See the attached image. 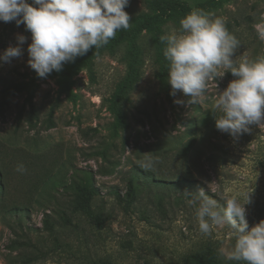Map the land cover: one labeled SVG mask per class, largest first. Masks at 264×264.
I'll list each match as a JSON object with an SVG mask.
<instances>
[{
	"label": "rangeland",
	"instance_id": "374dc122",
	"mask_svg": "<svg viewBox=\"0 0 264 264\" xmlns=\"http://www.w3.org/2000/svg\"><path fill=\"white\" fill-rule=\"evenodd\" d=\"M165 1L223 17L239 41L237 63L264 56L256 28L264 23V0ZM124 10L128 30L157 15L145 0H129ZM186 15L172 13L158 33L144 30L135 39L140 63L124 101L127 130L117 125L110 101L129 75L132 42L97 58L93 79L84 65L66 74V64L39 78L28 64L30 31L14 21L0 22V54L17 46L18 35L27 38L21 56L0 61V103L8 85L20 87L0 115V264H22L15 259L20 255L37 257L33 264H187L186 258L208 243L235 261L228 259L234 230L224 225L201 233L199 203L185 192L203 188L221 205L233 195L244 204L249 195V229L264 220V124L250 125L238 138L217 129L222 114L214 108L217 95L235 79L223 68L194 103L179 91L173 95L169 82L167 93L158 78L169 71L160 37L178 31ZM30 96L38 115L34 129L17 122L23 107L30 112ZM18 164L26 171L18 172ZM87 174L99 189L92 208L102 215L100 222L70 210V184ZM134 177L145 188L126 207ZM62 212L72 224L60 219ZM47 214L52 233L45 227Z\"/></svg>",
	"mask_w": 264,
	"mask_h": 264
},
{
	"label": "clouds",
	"instance_id": "9594fccd",
	"mask_svg": "<svg viewBox=\"0 0 264 264\" xmlns=\"http://www.w3.org/2000/svg\"><path fill=\"white\" fill-rule=\"evenodd\" d=\"M129 0H0V22L25 25L31 33L27 52L28 64L39 78L60 72L65 63L74 62L94 46L99 49L115 38L117 32L130 27V16L124 10ZM180 29L161 36L166 44L164 57L169 62L168 82L190 102L205 94L207 82L220 68L230 72L232 80L217 95L214 108L222 113L216 119L218 130L233 138L250 132L252 124H264V56L254 60L234 59L239 47L223 17L194 8L180 20ZM259 38L264 40V23L257 24ZM27 38L17 36V46L0 54V61L10 62L22 55ZM225 74V73H224ZM179 103V101H177ZM16 170L25 172L23 164ZM194 195L198 201L199 230L210 234L213 226H229L234 230L235 244L228 259L246 264H264V220L249 229L246 203L237 196L219 204L203 188Z\"/></svg>",
	"mask_w": 264,
	"mask_h": 264
},
{
	"label": "trees",
	"instance_id": "16d2710c",
	"mask_svg": "<svg viewBox=\"0 0 264 264\" xmlns=\"http://www.w3.org/2000/svg\"><path fill=\"white\" fill-rule=\"evenodd\" d=\"M148 6L157 11V15L154 17H143L134 28L130 30H121L120 33L115 36V38L111 39L110 42L99 48L95 49L93 46L86 55L77 57L74 62L65 63L68 67L64 72L66 74L70 73L71 70L78 65H84L90 73L91 78L95 77V60L101 57L105 52H113L117 47L123 44L125 41H130L133 43L131 49V61L129 65V75L126 79V83L124 86L117 92L115 97L110 101L111 109L117 117V125L124 130L130 128V124L127 120L126 110L124 101L127 99L128 92L132 88L133 84L136 82L138 77L137 66L140 63V51L138 47L135 45V39L137 36L144 30H152L158 33L159 26L163 24L166 19L172 13H182L188 14L190 9L182 4L169 3L165 0H145ZM31 3V0H28ZM203 8V7H202ZM168 74L166 71H163L158 75L161 84L166 89L169 94V83L167 80ZM20 90V87L15 84L8 85L3 90V99L0 103V115L4 116L5 107L9 106V102L11 97L15 96ZM27 103L30 107V112L26 114L25 108L23 107L17 115V122L19 125L26 123L29 128H36L38 115L35 109V105L33 103V98L30 96L27 99ZM49 128H53V121L50 118L48 120ZM185 179L184 181H186ZM187 182V181H186ZM1 188L3 185L1 183ZM138 182L137 178L134 177L129 182V191L127 193L126 199V207H129L134 201L137 199L139 191L144 189ZM70 190L72 192V200L70 202V210L74 214H82L85 216L94 219L95 221H102L101 214H95L92 208V203L94 198L99 194V189L94 185L93 176L87 174L84 179H74L70 184ZM52 217L47 214L45 216L44 222L47 231L52 233L54 231V222L51 220ZM60 219L66 224H72L71 219L69 218L66 212H62L60 214ZM25 245V244H24ZM18 261L22 264H33L37 257L20 255L16 257ZM187 264H246L245 261H227L223 255L221 254L219 247L214 243H208L202 246L196 253L190 255L186 258ZM105 264V263H101Z\"/></svg>",
	"mask_w": 264,
	"mask_h": 264
}]
</instances>
